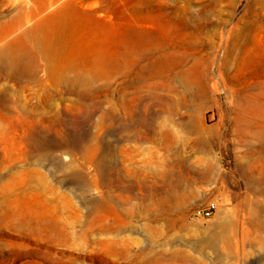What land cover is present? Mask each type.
<instances>
[{"label":"rangeland","instance_id":"374dc122","mask_svg":"<svg viewBox=\"0 0 264 264\" xmlns=\"http://www.w3.org/2000/svg\"><path fill=\"white\" fill-rule=\"evenodd\" d=\"M73 66L89 76L76 93L60 80ZM191 67L216 85L201 113L189 110L208 128L204 146L167 118L156 122L186 144L123 129L139 97L182 98L175 74ZM65 139L108 162L98 189L77 190L74 174L101 169L83 148L58 147ZM177 155L189 171L179 191L164 177ZM200 160L213 175L194 173ZM164 198L168 210L143 209ZM211 201L212 217L195 215ZM258 206L264 223V0H0V264H264ZM115 212L128 227L86 236ZM219 233L232 254L209 243Z\"/></svg>","mask_w":264,"mask_h":264},{"label":"bare ground","instance_id":"6f19581e","mask_svg":"<svg viewBox=\"0 0 264 264\" xmlns=\"http://www.w3.org/2000/svg\"><path fill=\"white\" fill-rule=\"evenodd\" d=\"M169 62L170 61L168 60L165 61L164 59H159L156 62V66L161 67L163 65L166 68L171 65V63ZM113 67H117V65L115 64L113 65ZM71 71L76 72L75 75L70 74ZM78 71L79 70L73 66L71 67V70L67 71L65 74H62L60 77V80L62 82L67 83L69 85L66 90L70 93L77 92L75 85L78 82H80L81 80H87V78L89 79L87 72L81 73ZM205 76L206 75L201 70L198 71L196 68L193 67L185 71H177L175 74V79L179 83V87L182 89L179 90V92H181L182 94V98L176 100L175 98L164 97L159 95L139 97L131 109V124L130 126L123 127V129L136 130L137 133L135 134V137L137 139L152 135L151 133H153V131H156L159 135V143L166 148H168V146L170 145L179 146L180 144H186V140L180 141V139L175 138L173 133L169 129H167L166 125L163 122H156L159 121L161 118H167L168 120H170V123L172 124L174 129L181 128L184 131L189 132L191 130L193 131V133H196L198 135V138L200 139V143L204 146L207 143L205 140V135L208 132V128L205 126V123L201 119H198L196 121L193 120L192 114H189V110L193 109L201 113L205 107L211 89L215 88L216 86L215 83L210 82L209 78ZM80 105L83 107L86 117H91V115L93 114V109L90 103L87 104L80 102ZM141 106H144V108L141 109ZM179 108H185L186 112L185 114H182L180 116L182 117L181 119H176V115L179 114ZM242 112H244L245 114L256 115V113H254L251 109H246ZM249 119H246L245 121L249 123ZM105 121V118L100 121V123L98 124V128H103ZM157 123L160 124L158 125ZM56 124L61 128H67L70 124L76 126L77 124H79V122L77 120L69 121L68 119L59 118ZM215 134L217 135V133L215 132L213 136H215ZM88 139L89 138H86L85 142ZM208 143L209 145H212L213 141L208 140ZM46 145L55 146L56 144L52 141H49L46 142ZM57 146L63 147L65 149H77L79 147L84 149L85 153L88 156V162L97 164L100 167L101 172L98 171L96 173V177L94 178L89 177V175L84 172L74 174L71 178H73V180L77 184L78 191L86 193L94 189H98L99 183L97 177L99 175H101V177L106 176V173L103 170L107 166L108 162L106 160H99L95 158L97 146L86 145L85 143H71L67 139H65L63 143L58 144ZM169 152V149H167L165 152V158H167V156L169 157ZM171 155L173 154L171 153ZM175 164L177 166V170L172 171L170 169V171H165L164 177L170 180L171 187H173V189L176 188L179 191V186L183 185V183L187 179V176L189 175V171L186 167L187 159H183L181 156L177 155ZM193 171L201 179L205 177H210L211 175H213L214 165L211 162H205L204 160H200L199 165ZM172 203L173 200L171 198L153 200L143 209L147 211H155L158 208L163 207L168 210L171 207ZM262 208V206H258L257 209L252 211L251 213L252 219L256 224V228L259 230H264V223L260 218V211L262 210ZM222 221L223 223L227 224L230 220L225 218ZM171 225L172 223H169V226ZM128 226L129 224L128 222H126V220L123 219L122 214L115 212L114 219H109V217L107 216H97L92 221L90 229H88L85 234L86 236H88L89 232L93 230H100L102 232H118ZM108 243H117V241H108ZM209 243H214L213 245L218 246L223 252L229 255L235 251L234 243L231 241V238H229L226 233H219L218 235H215L214 237H212ZM258 244L260 248L264 250V240H261ZM175 256L176 253L171 252L170 257L175 258Z\"/></svg>","mask_w":264,"mask_h":264},{"label":"built area","instance_id":"2783aa9c","mask_svg":"<svg viewBox=\"0 0 264 264\" xmlns=\"http://www.w3.org/2000/svg\"><path fill=\"white\" fill-rule=\"evenodd\" d=\"M217 208H218L217 203L214 201H211L206 205H201L197 207L194 213L196 216L210 218L215 214V212L217 211Z\"/></svg>","mask_w":264,"mask_h":264},{"label":"crops","instance_id":"0c3cea01","mask_svg":"<svg viewBox=\"0 0 264 264\" xmlns=\"http://www.w3.org/2000/svg\"><path fill=\"white\" fill-rule=\"evenodd\" d=\"M136 172H132V171H127V174H135ZM172 188L171 187H169V188H166L165 190H171Z\"/></svg>","mask_w":264,"mask_h":264}]
</instances>
